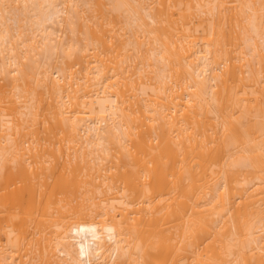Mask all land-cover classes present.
Returning a JSON list of instances; mask_svg holds the SVG:
<instances>
[{
    "label": "bare ground",
    "instance_id": "6f19581e",
    "mask_svg": "<svg viewBox=\"0 0 264 264\" xmlns=\"http://www.w3.org/2000/svg\"><path fill=\"white\" fill-rule=\"evenodd\" d=\"M0 264H264V0H0Z\"/></svg>",
    "mask_w": 264,
    "mask_h": 264
}]
</instances>
